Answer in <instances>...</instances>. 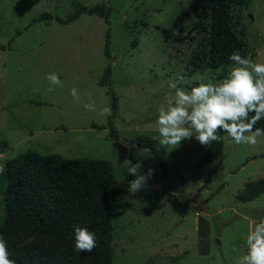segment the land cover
I'll return each instance as SVG.
<instances>
[{"label":"rangeland","instance_id":"374dc122","mask_svg":"<svg viewBox=\"0 0 264 264\" xmlns=\"http://www.w3.org/2000/svg\"><path fill=\"white\" fill-rule=\"evenodd\" d=\"M208 2L0 0V225L5 217V163L25 152L57 154L112 164L114 185L121 193L112 217L113 264H236L247 253L249 225L264 217V136L254 146L238 145L223 132L220 143L207 147L194 138L175 149L163 146L170 184L201 196L209 210L196 216L199 211L189 205L181 217L179 197L158 189L153 176L136 196L128 193V182L135 177L128 174L127 163H118L110 137L112 129L128 142L139 137L159 142L155 121L159 107L174 101L169 88L174 77L183 76L178 86L190 90L200 83H219L228 75L234 65L191 72V53L200 38L193 26ZM101 3L109 25L95 15H81L66 25L32 24L44 12L66 18L80 7ZM235 13L250 51L246 58L264 63V0H251ZM107 30L110 59L104 55ZM107 67L110 80L100 86ZM50 73L59 76L62 86L50 84ZM73 87L79 103L70 94ZM111 94L118 106L113 117ZM93 103L95 111L85 108ZM105 107L110 115H101ZM205 154L216 158L208 183L191 176ZM258 182H263L258 198L240 202L237 196L245 186ZM51 245L59 248V255L64 252L82 263L73 245L40 235L17 238L8 245L9 258L29 264L35 252Z\"/></svg>","mask_w":264,"mask_h":264},{"label":"trees","instance_id":"16d2710c","mask_svg":"<svg viewBox=\"0 0 264 264\" xmlns=\"http://www.w3.org/2000/svg\"><path fill=\"white\" fill-rule=\"evenodd\" d=\"M251 0H209L201 20L194 24L200 36L191 53V72L206 69L217 70L234 65L229 56L236 51L246 58L250 51L235 9L247 7ZM81 15H95L110 24L106 5L80 7L75 13L61 18L44 12L32 20V24L57 22L62 25L77 20ZM201 23H204L201 26ZM21 31L16 33L20 36ZM191 39L195 40L194 36ZM110 33L106 31L104 55L110 59ZM0 49H4L0 45ZM111 70L107 67L100 86L108 85ZM112 117L118 106L111 94ZM37 105L43 103L36 102ZM255 128L264 129V119ZM95 129L102 127L94 126ZM104 129V128H103ZM117 133L111 129L110 137ZM137 144L150 148L164 164L166 150L150 137H139ZM212 157L205 154L196 162L191 176L208 183L212 179ZM6 186L3 192L4 221L0 234L12 246L19 237L40 235L74 246V227L87 228L95 233L97 247L81 253V264H113L112 217L116 199L121 194L114 185L113 166L109 161L97 159H65L57 154L39 155L25 152L5 163ZM263 182L247 184L237 196L243 203L251 202L262 193ZM59 253L57 246L41 249L29 264H77L71 256ZM16 264H20L19 262ZM28 264V263H26Z\"/></svg>","mask_w":264,"mask_h":264},{"label":"clouds","instance_id":"9594fccd","mask_svg":"<svg viewBox=\"0 0 264 264\" xmlns=\"http://www.w3.org/2000/svg\"><path fill=\"white\" fill-rule=\"evenodd\" d=\"M229 60L234 66H230L228 75L219 83H200L187 90L178 86L184 82L183 76L177 75L169 82L174 101L159 107L155 121L161 146L175 149L182 141L194 138L207 147L222 141L221 132L238 145L254 146L258 138L264 136V129L254 127L264 119V63H253L239 51L233 52ZM46 79L54 86H62L57 74L50 73ZM54 90V87L48 89ZM70 94L79 103L78 89L73 87ZM85 108L95 111L94 103L86 104ZM110 114L109 107L101 110V115ZM136 152L144 159L150 155L144 149H136ZM124 163L129 165L128 174L135 177L128 182V193L136 196L145 189L154 170L149 168L142 174L143 161L133 164L125 160ZM96 247L95 233L74 227V251L91 253ZM246 248L247 253L240 256L236 264H264V217L249 225ZM9 255L7 240L0 234V264H15Z\"/></svg>","mask_w":264,"mask_h":264},{"label":"water","instance_id":"95a60500","mask_svg":"<svg viewBox=\"0 0 264 264\" xmlns=\"http://www.w3.org/2000/svg\"><path fill=\"white\" fill-rule=\"evenodd\" d=\"M113 147L117 152L118 163L122 164L125 160L143 161V168L148 171L149 168L154 170V179L161 186V188L172 195L179 197V209L178 214L181 217L184 209L191 205L197 209L201 214L207 215L209 213L206 201L199 195L187 194L182 190H179L172 186L168 180L167 169L164 164L160 163L158 157L152 152L150 148L141 146L136 142H128L124 138H120L118 135L113 137ZM129 149H132L129 151ZM136 149L148 150L150 155L147 159L138 156Z\"/></svg>","mask_w":264,"mask_h":264},{"label":"crops","instance_id":"0c3cea01","mask_svg":"<svg viewBox=\"0 0 264 264\" xmlns=\"http://www.w3.org/2000/svg\"><path fill=\"white\" fill-rule=\"evenodd\" d=\"M136 141V140H135ZM135 141H132V142H135ZM166 157V156H165ZM212 157V163L215 164L216 163V158L214 156H211ZM165 160V159H164Z\"/></svg>","mask_w":264,"mask_h":264},{"label":"built area","instance_id":"2783aa9c","mask_svg":"<svg viewBox=\"0 0 264 264\" xmlns=\"http://www.w3.org/2000/svg\"><path fill=\"white\" fill-rule=\"evenodd\" d=\"M158 189H161V186L160 185H158ZM200 215V212H197L196 213V216H199Z\"/></svg>","mask_w":264,"mask_h":264}]
</instances>
